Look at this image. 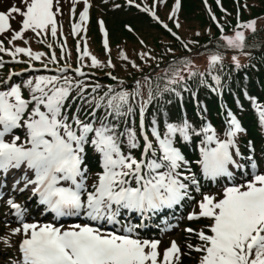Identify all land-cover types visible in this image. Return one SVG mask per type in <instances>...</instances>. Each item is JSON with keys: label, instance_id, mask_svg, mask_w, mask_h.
<instances>
[{"label": "snow or ice", "instance_id": "snow-or-ice-1", "mask_svg": "<svg viewBox=\"0 0 264 264\" xmlns=\"http://www.w3.org/2000/svg\"><path fill=\"white\" fill-rule=\"evenodd\" d=\"M20 2L23 7L13 4L0 11V35L11 31L9 44L13 45L7 48L0 41V53L8 55L11 62L27 65L21 72H9L6 78H0V201L9 209L5 215H11L17 223L0 241L12 248L10 237H21L17 255L5 264H181V257L192 253L197 255L196 264H264V172L259 170L253 155L247 157L250 172L234 158L241 156L237 137L244 129L240 121L228 110L221 138V133L203 116L197 125L186 115L173 118L165 108V104L171 103L165 100L166 95L182 97V92L191 91L188 81L197 77L200 86L222 92V77L217 69L223 68L228 51L251 56L245 51L249 47L246 32L257 33V19L241 22L238 10L237 23L228 35L213 14L212 20L221 35L218 50L206 57L203 72L197 71L194 61L185 55L166 64L158 74L156 70L160 69L163 57L154 55L140 39L142 48L136 52V59L120 48L117 60L123 62L125 70L130 66L143 73L137 59L149 67L150 61L156 62V69L131 83L107 71L104 77L114 83L105 85L91 79L95 73L83 70L117 68L103 21L99 24L106 60L93 55L87 40L82 38V46L77 41L76 67L66 59L70 55L66 41L60 44L59 57L53 50L44 62V52L16 46L14 42L22 40L28 45V31L37 38L50 34L55 40L57 16L62 14L60 0ZM80 2L84 7L78 22L71 25L73 36L87 31L89 0H71L72 13L75 15V5ZM164 2L154 0L149 6L146 2L141 5L127 0L128 5L149 14L180 40L187 53L203 55L189 47L198 41L185 42L157 15L156 6ZM204 2L207 5V0ZM180 7V0H175L168 17L177 29L182 26L178 19ZM17 15L20 28L14 30L10 21ZM125 27L134 31L131 26ZM47 46L53 48L52 44ZM168 54L175 56L174 49L166 48L164 55ZM21 56L27 59L21 60ZM86 59L90 60L87 65ZM37 61L41 68L35 67ZM4 64L0 56V68ZM49 64L56 65L55 69L49 68ZM231 64L236 69L244 67L235 54ZM30 72L53 74L13 79ZM209 77L213 83L208 82ZM248 99L264 127V104L254 97ZM189 144L198 147L199 156L194 161L182 150ZM248 147L250 153L254 152L250 141ZM93 167L98 170L93 171ZM240 170L246 178L237 182L235 172ZM209 184L217 192L203 191ZM5 189L29 192V199L35 197L38 206H42V215L53 214V222H27V209ZM194 193L199 194V200ZM185 202L196 206L187 215L189 221L208 223L184 229L189 240L194 237L197 241L186 243L187 253L175 240L161 253L160 241L144 238L140 231L148 227L153 216ZM65 217H83L85 222L65 226L59 222ZM4 222L8 226L13 221ZM172 227L165 224L161 231Z\"/></svg>", "mask_w": 264, "mask_h": 264}, {"label": "trees", "instance_id": "trees-1", "mask_svg": "<svg viewBox=\"0 0 264 264\" xmlns=\"http://www.w3.org/2000/svg\"><path fill=\"white\" fill-rule=\"evenodd\" d=\"M147 1V0H146ZM151 3V0L147 1ZM230 1L224 0V3L228 5ZM91 7L89 9L88 21V48L89 51L95 55L101 61L107 59L105 49L99 40V31L95 25V18L102 17L104 19V26L108 32L109 46L112 52V59L117 63V68L115 70H110L107 68L96 69L90 68L87 73H95L91 77L92 80H99L102 84H111L114 83L108 78L104 77V73L107 71H113L114 75L119 76L121 79L126 82L131 83L134 78H140L142 75L150 74L156 69V62L150 61L151 67L144 65L141 61L137 59V63H141V66L144 68V72H138L135 69L128 67L125 70L122 65L123 62L117 60V52L120 48L125 49L128 54L136 59V52L141 50L142 46L139 44V40L143 39L147 44L148 49L153 51V54L157 57H163L160 62V69L156 70L158 74H161L162 70L165 68V65L170 63L172 60L177 59L182 56H189L195 65L196 70L203 72L206 70V57L210 52L217 51V44L219 42V37L221 35L217 26L214 28L212 26L210 30L204 29L199 30L194 33L187 30V26L184 27L183 22L181 21V28L177 29L172 20H169V15L172 11V8L175 4V0H165L164 3L158 4L156 7V12L159 14L162 21L168 23L175 32H180L181 29L187 30L186 35L180 34V37L185 41L196 40L198 44H190L189 47L192 48L193 52H201L203 55L193 56L191 53H187L186 50L182 47L181 41L176 40L166 29H164L160 24L156 23L147 13L140 11L134 6L127 4V0H89ZM136 3H140L139 0H136ZM148 3L149 6H151ZM154 3V1H153ZM152 3V5H153ZM114 4L120 5V7H114ZM180 10L178 13V19L188 14L196 11L200 8V0H180ZM239 20L241 22H246L248 20L257 19L258 31L256 34L246 32L248 37L247 43L249 45L245 51L250 52L251 56H245L239 52L228 51L225 53V61L222 69H217V74L222 77L223 89L220 93L212 92L210 89L200 86L199 77L189 80L188 84L191 88L190 92H182V97H176L173 95H166L165 100L171 101V103L165 104V108L168 113L173 118H182L187 116V118L192 121L194 124L199 125L201 123V116L210 122L218 132L222 135V129L224 128V120L227 115L228 110H231L232 113L240 121L242 128L244 129L243 136L238 135L237 145L239 147L241 156H235L238 164L244 165L245 168L250 172V162L248 161L246 155H253L255 161L257 162L258 168L264 171V127L259 123L257 113L253 106V103L248 97H254L256 101L260 104H264V0H254L252 4H249L247 7H240ZM194 16H190L193 18ZM227 24H222L225 29V34L231 35L232 30L237 23V15H232L231 20H228ZM70 24V15L69 13H64L61 20L58 22V29L61 27L65 30H68ZM126 25L131 26L134 31H128L125 27ZM184 27V28H183ZM187 28V29H186ZM60 30H58L59 32ZM199 32L200 35L196 36L195 33ZM185 33V32H184ZM32 38V46L40 45L41 42H38L37 37L33 33L28 37ZM68 40L71 42L70 35H67ZM42 45V44H41ZM206 46V48L204 47ZM11 47V46H8ZM171 47L175 51V56L168 54L164 55L165 49ZM58 50V51H57ZM223 51V49H219ZM35 51H41L46 54L42 59L44 62H47L48 52L44 49L41 50L37 48ZM56 51L59 55V47H56ZM235 54L238 55L241 61V64L244 67L236 69L231 64V56ZM23 59L27 57L21 56ZM63 60H61L62 62ZM70 62L75 63V59L69 60ZM85 65L90 63V60L86 59L84 61ZM51 66V64H49ZM36 68H41L40 64H35ZM25 68V67H22ZM52 69V67H49ZM86 68V67H85ZM3 68H0V75L2 74ZM36 74H53L49 72L41 73H26L23 77H13L15 81H19L22 78H26L29 75ZM209 83H213L211 78H208ZM163 83V82H161ZM195 93L193 97L192 93ZM153 108L149 110V115L154 110ZM138 125V117H137ZM251 142V146L254 149V152H249L248 143ZM198 144V141L196 142ZM190 160H196L199 156L198 147L193 144H189L186 148L182 149ZM139 155V152L136 153ZM93 171L98 169L93 167ZM242 172L236 171V178L242 176ZM215 186L209 184L203 191H208L214 189ZM196 196V194L194 193ZM191 206V202H185L182 206L184 211L179 213L178 216L185 213L186 209ZM178 211V208H175L173 211H164L167 215L174 216ZM161 215L153 216L148 221V227L144 229L141 233L142 236L155 235L156 231L154 230L157 222ZM177 222L172 219L169 222ZM203 220L198 222L192 221L188 223L190 227H196L195 224L202 223ZM186 223V222H185ZM208 223V222H205ZM189 240V237H188ZM194 243V239L191 240ZM188 250V249H186ZM197 255H183L181 257V264H196Z\"/></svg>", "mask_w": 264, "mask_h": 264}, {"label": "rangeland", "instance_id": "rangeland-1", "mask_svg": "<svg viewBox=\"0 0 264 264\" xmlns=\"http://www.w3.org/2000/svg\"><path fill=\"white\" fill-rule=\"evenodd\" d=\"M139 1H140L141 5H143L145 2L147 4L149 3V2H147L149 0H147V1L146 0H139ZM153 1L154 0H151V3H149V4L152 5ZM229 1L230 2L227 5L226 3H224V0H220L219 4L217 3V0H207V5H205L204 0H200L201 5H200V8L197 9L199 11L195 12V10H194L193 14L190 13V14H188V16H184V17L180 18V22L181 21L183 22L184 27L187 26L188 29L187 28L186 29L191 31L190 33H194L196 31L204 30V29L210 30L211 29L210 26H212L213 28L215 26H217L216 22H214L212 20V15L213 14L216 16L217 20L219 21V23L221 25L222 24H227L229 22L228 20H231V16L232 15H237L238 10H239V13L241 12L240 11L241 10L240 7L244 8L245 5L248 6L249 4H252L254 2V0H229ZM13 4H16L17 6L23 7V5L21 4L20 0H0V11H6ZM59 6H60V8L62 10V14L57 16V22H59L61 20V17H63L64 13H69V15H70V24H69L68 30L66 32H65V30L63 28L60 27L58 29L60 31L57 33V38L55 40H53V38L51 37L50 34L47 35L46 37H43V38H37L38 41H39V39H43L44 42L41 43L42 45L40 44V45L36 46V48H34L32 46V38L28 39V37L32 33L31 31H28V32L25 33V39L29 40V44L28 45H25L22 40H17L14 43H15L16 46L31 47L33 51H35L37 48H40L41 50L45 49L48 52L49 55L51 54V52L53 50H55V52L57 54L58 50L56 51V47H59V55H57V57H59L60 56V51H61L60 50V44L66 41V46H67L66 50H67L68 53H70V55L66 56V59H67L68 63H70L73 67H76L77 66L76 62H77V57H78L77 41L78 40L81 41V46H82L83 45L82 38H84V39L87 40V44H88V22L85 25V27L87 28V31L86 32L81 31L80 34L77 35V36H73L71 34V25L74 22H78L79 13L83 10L84 5H83L82 2L77 3L75 5V15H73V13H72V7L73 6H72V3H71V0H60ZM156 9H157V7H156ZM209 9L211 10V13L209 12ZM222 9H224L226 11H224ZM157 15L159 16V14H157ZM190 16H194V17L190 18ZM89 20H90V17H89ZM19 21H20V17L17 15L15 17V19L10 21L11 28L14 29V30H19V28H20ZM94 21H95V25L97 27V30L99 31V36H100L99 40L101 41V44L103 45V32L101 31L99 21H103L104 22V19L102 17H98V18H95ZM104 24H105V22H104ZM169 27H171V26L169 25ZM104 28H105V26H104ZM187 30L183 31L181 29L180 32H178V33L176 32V33L179 36H180V34H185L186 35ZM11 35H12L11 31L5 32L4 34L0 35V41H3L4 46L7 47V48L13 47L12 44H9V40L11 39ZM67 35H70L71 42L68 40ZM48 44H52L53 48L49 49L48 46H47ZM8 46H11V47H8ZM0 56H3V60L5 61L4 69L2 70V74L0 75V78H6L9 72H21V67L25 66V64H22V63L11 62V58L8 55L4 54V53H0ZM20 59L21 60H26V59H23L21 57H20ZM74 59H75V63L69 61V60H73L74 61ZM37 63L40 64L39 61L34 62V64H37ZM60 63L63 64L64 60L62 62L60 61ZM49 67H53V69H55L56 65L51 64V66H49ZM83 70L85 72H89L90 67H86ZM239 135L243 136L242 133L239 134ZM217 190L218 189L216 188V189H214V191H206V192L215 193V192H217ZM9 195H11L15 200H17L19 203H21L25 207L29 205L28 202H27V200H29V196H30L29 192L17 193V195H15V194H13V193H11L9 191ZM20 197H27L28 199L23 200V202H22ZM22 199H24V198H22ZM196 199L197 200L200 199L199 194L197 195ZM2 205L4 207L5 204H2ZM195 207L196 206L194 204V208L189 209L188 212H187V215L191 211H193L195 209ZM41 213L42 212H38V213L37 212H31L30 215H26L25 219H26L27 222H40V223L53 222V219H54L53 215H50V214L42 215ZM59 222L63 223L65 226H67L70 223H73V222H70L69 220H67V221L60 220ZM190 222H192V221L187 220L186 221V225L188 223H190ZM205 222H208V221L207 220H203L202 223L195 224L196 228H199V227L203 226L204 224H207ZM9 226H11V227L8 228L9 230H10V228L17 227V225L16 226L9 225ZM187 226L190 227L189 225H187ZM183 227L184 226H182V228ZM185 228H183V230L181 232H179V233H177L176 229H174L173 227L171 228V230L169 232L168 231H162L163 234H162V236L159 239V241H160L159 250L161 251V253H163V251L170 246V244H171V242L173 240H175L180 245V247H181L183 252H185V253L188 252V250H186L187 248H186L185 245H186V243L191 242V241L188 240V234L184 231ZM14 237H17V236H14ZM193 239H194V243H197V241H196V239L194 237H193ZM4 254L5 253L0 249V256H1L0 257V264H5V262L7 260V258H6L7 256L3 257ZM193 254H195V253H193Z\"/></svg>", "mask_w": 264, "mask_h": 264}]
</instances>
